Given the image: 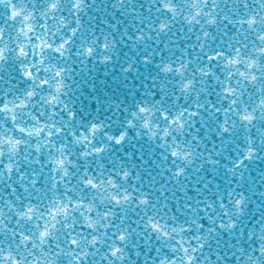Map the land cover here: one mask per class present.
<instances>
[{
  "label": "snow or ice",
  "instance_id": "obj_1",
  "mask_svg": "<svg viewBox=\"0 0 264 264\" xmlns=\"http://www.w3.org/2000/svg\"><path fill=\"white\" fill-rule=\"evenodd\" d=\"M130 3L133 22L131 28L123 29L121 42L132 41L137 55L143 52L140 59L145 66L158 57L155 63L161 71L176 74V78L169 75L158 87L162 98L167 96L165 87L175 88L172 96L178 107L171 110L162 107L161 115L168 125L183 129L190 124L189 133L195 128L193 141L203 144V133L211 142L204 147L214 151L197 150L198 154L209 165L220 164L217 157L232 142V133L238 125L255 122L257 117L264 121V0H180L179 6L173 0H164L162 9L157 7L155 18L150 15L137 18L135 0ZM85 4L86 0H0L3 9L0 12V114H9L14 124L9 134L7 124L0 122V264H136L131 257L141 255L139 245L133 244L134 251L126 253L125 243L133 233L144 238L149 252V227L169 235L151 215L141 225L143 217L137 211L139 204L149 202L154 178L148 180L147 188L142 183H132L131 190L121 188L114 173L118 166L119 175L124 179L129 177V168L136 165H130L124 156L131 157L132 153L110 154L111 165L104 160L103 154L122 144L126 132L105 133L107 142L96 144L95 133L102 125L92 123L87 131L76 129L63 116L58 125L55 107L45 110L50 115L44 120H41L44 113H30L38 122L35 126L16 122L18 110L26 109L31 98L38 95L37 87L52 83L43 73L51 69L58 78L53 85L56 92L64 86L62 74L67 68L50 62L48 53L61 58L72 55L69 45L76 33L82 31L80 13L85 11ZM119 5L129 7L125 0H119ZM153 7V3L141 4L140 10L147 8L151 13ZM185 7L187 11H183ZM178 8L184 21L178 26L159 15L166 10L174 19ZM115 27L119 29V24ZM108 46L107 42L103 44L104 48ZM92 51L90 44L84 47L85 53ZM16 74L22 80L34 82L33 85L20 91ZM37 77L40 78L35 83ZM150 78L159 79L155 75ZM189 95L191 106L181 104ZM46 102L56 105L60 101L52 93ZM140 110L149 109L141 106ZM69 116L75 118L76 113L70 111ZM143 123L151 128L148 119ZM65 128L68 132L58 141ZM155 129H160V125L156 124ZM155 129L150 135H160L167 143L172 128L165 126L159 133ZM17 131L29 138L37 137L36 142L30 144L16 136ZM22 144L36 155L23 152ZM5 145L9 153L7 160ZM75 146H79L78 151ZM186 147L190 148L191 144ZM153 151L149 149L148 155L152 156ZM254 151L249 148L247 156H241L229 172L243 179V173L237 169L247 166L246 160L252 159ZM45 152L47 157L41 159ZM179 153L180 148L173 147L170 154ZM136 155L143 162L141 167L148 164L143 148ZM191 155L190 150L183 152L184 158ZM159 156L167 159L163 152ZM22 161L39 165L46 175L35 167L29 172ZM175 171L182 173L183 169ZM142 178L147 177H142L140 171L133 174V181ZM215 187L219 190V180L215 181ZM227 194L231 197L232 193L229 190ZM219 199L223 201L224 197ZM236 203L240 204L241 200ZM188 251L185 246L183 253ZM192 251V255L180 258L175 254L161 256L157 245L142 264H149V260L153 264H185V261L191 264L195 249Z\"/></svg>",
  "mask_w": 264,
  "mask_h": 264
},
{
  "label": "clouds",
  "instance_id": "obj_2",
  "mask_svg": "<svg viewBox=\"0 0 264 264\" xmlns=\"http://www.w3.org/2000/svg\"><path fill=\"white\" fill-rule=\"evenodd\" d=\"M163 2L164 0H135L136 17L150 15L155 18L156 9L157 7L162 9ZM173 2L180 5V0ZM125 3L129 4L128 8L121 7L119 0H86L85 11L80 13L83 20L82 31L76 33L69 45L72 55L61 58L51 52L48 53L50 62L67 68L62 74L64 86L56 92L53 85L58 78L51 69L43 73L52 83L45 87H37L38 95L31 98L26 109L18 110L16 122L25 126H35L38 122L32 119L30 113L33 115L44 113L41 116V120H44L50 115V111L45 110L55 107L58 112V125L61 123L60 116L76 129L84 128L87 131L92 123L102 125L95 133L96 144L107 142L105 133L118 135L120 132H126L123 143L108 149L103 157L105 162L111 165L110 154L124 156L125 152L132 153L131 157L124 156L130 165L133 163L136 165L135 168H129V177L122 178L118 166L117 173H114L121 188L131 190L132 183H142L147 188L148 180L154 178L155 187L149 188L151 194L149 202L139 204L137 211L143 217L141 225L146 223L148 216L151 215L169 233L168 236H164L160 231L150 227L147 229L153 243L160 241L157 245L161 248V256L166 254L172 257L175 254L180 258L182 255H192V250L195 249V258L191 264H264V167H261L255 176L247 172L249 162L264 161V143H261V139L264 138V127H262L264 121L257 117L255 122L238 125L237 130L232 133L235 147L231 152H234V155L230 153L223 157L225 179L220 182V188L217 190L216 174L212 169L216 168L219 171L221 165L205 163V157L200 156L197 151L205 153L214 151L211 147H204L205 144L210 145V140L201 133L203 144L193 141L192 137L196 135L195 128L189 133L188 128L192 127L190 124L183 129L168 125L161 115L162 107L169 110L178 107L172 96L176 89L165 87L163 91L167 96L162 98V90L158 87L169 75L176 78V74L161 71L155 63L158 57H153V62L145 66V62L140 59L143 52L137 55L132 48V41L125 44L120 40L121 35L124 34L123 29L131 28L133 22L130 0H125ZM149 3L154 5L151 13L147 8L140 10L141 4ZM187 10L186 7L183 8V11ZM2 11L3 9H0V12ZM159 15L171 20L177 26L184 22L179 8L174 19L166 10L160 11ZM68 19L71 22V16ZM117 24L119 29L115 27ZM105 42L108 43V48L103 47ZM89 44L93 48L91 54L84 52V47ZM77 51L81 54L76 55ZM104 56H108L109 59L104 60ZM153 75L158 76L159 79L152 80L150 77ZM16 78L20 81V91L26 90L34 83L22 80L18 74ZM39 78L37 77L35 83H38ZM98 79L102 87L106 83L115 81L117 90L105 88L101 94L96 90ZM154 84L157 87H153ZM154 92L155 96L152 95ZM52 93L57 95L59 104L46 102L48 95ZM89 94V102L85 104L84 100ZM181 104L191 106L192 96L189 95L187 100L182 99ZM141 106L149 110L141 112ZM70 111L76 113L75 118L69 116ZM145 119L150 121L151 128L144 125ZM0 122L7 124L6 131L11 134L14 124L9 119V114H0ZM156 124L160 125V129H155ZM165 126L172 128L167 143H164L160 135L156 137L150 135L152 130L155 129L159 133ZM67 132L68 129L65 128L64 133H61L57 140H61ZM15 134L28 140L30 144H34L37 140V137L29 138L19 131ZM249 136L252 138L251 141L248 139ZM89 138L92 139L91 133ZM189 144L191 147L187 148L186 145ZM125 145H132V148L124 151ZM138 145L140 148L147 146L154 150V156L148 155L145 158L147 160L151 158L152 161L155 159V163L141 167L143 162L136 155ZM173 147L180 148V153L176 156L170 154ZM75 148L79 150V146ZM249 148H254L255 151L252 153V159L246 160L247 166L237 169L238 173H243V179H240L239 176H233L228 169L234 166L241 156H247ZM21 149L30 156L36 155L23 144ZM186 150L192 152L188 158L183 156ZM161 152L167 159L159 156ZM47 155L46 152L41 154V159L46 158ZM4 158L5 160L9 158L7 145L4 146ZM217 159L220 160L221 156L219 155ZM22 163L29 172L33 167L40 168L39 165L30 164L28 161ZM201 164H204L202 168L199 167ZM205 165L208 166L207 172L204 171ZM176 169H183V172L177 173ZM104 171L107 173L108 169L105 168ZM136 171H140L141 176L147 178L133 181V174ZM41 174L46 175L42 169ZM41 184L43 185V180ZM61 187L63 188V185ZM229 190L232 193L231 197L227 194ZM220 196L224 197L223 201L219 199ZM238 199L241 200L240 204L236 203ZM193 214L199 216V220ZM205 220L208 223H205ZM197 222L202 223L204 227H199ZM125 243L126 253L134 251L133 244L139 245L141 255L131 257L136 264H142V261L149 256L142 236L133 233ZM202 243L203 248H201ZM185 246L189 249L187 253H183ZM147 247L151 249V245ZM149 264L153 262L149 260Z\"/></svg>",
  "mask_w": 264,
  "mask_h": 264
},
{
  "label": "water",
  "instance_id": "obj_3",
  "mask_svg": "<svg viewBox=\"0 0 264 264\" xmlns=\"http://www.w3.org/2000/svg\"><path fill=\"white\" fill-rule=\"evenodd\" d=\"M105 88H107L108 90H112V91H115L117 90L118 86L116 85L115 81L113 82H110V83H106L103 87L101 86V83L99 82V79L97 80V83H96V90L98 92H100L101 94H103V91L105 90ZM89 99H90V94L87 98H85L84 102L85 104H87L89 102ZM235 138H233L234 140ZM224 143H228V142H224ZM235 147V144L233 142L231 143H228V146L227 148H225L223 151L220 152V156H221V159H220V169L219 171H213V173H215V179L216 180H219L221 183L224 181L225 177H224V159L223 157L224 156H227L229 155L230 153L232 155H234V152H231V149ZM132 148V145H125L124 147V151H128ZM140 150V146L138 145L137 146V151ZM143 150H144V155L147 157L148 156V153H149V148L147 146H144L143 147ZM152 155L154 156L155 153H152ZM148 164H152V159L149 158L148 159ZM264 167V161H257V162H249V168L247 170L248 173L251 174V176H255L257 174V172L259 171V169L261 167ZM37 171H40L41 172V169L39 167L36 168ZM213 169H216V168H213ZM204 171L207 172L208 171V166L205 165V168H204ZM248 177H246L247 179ZM195 216V214H193ZM195 218L197 220H199V216H195ZM190 222V221H189ZM205 223H208L207 220H205ZM157 244H160V241H155V243L152 242L151 240V252H149V255H151L153 252H155V249H156V245ZM162 246V245H161Z\"/></svg>",
  "mask_w": 264,
  "mask_h": 264
}]
</instances>
